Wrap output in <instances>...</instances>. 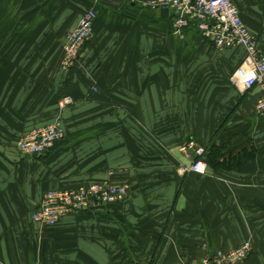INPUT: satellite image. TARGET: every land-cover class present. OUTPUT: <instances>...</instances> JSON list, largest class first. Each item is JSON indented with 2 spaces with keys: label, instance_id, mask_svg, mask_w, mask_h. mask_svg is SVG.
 <instances>
[{
  "label": "crops",
  "instance_id": "1",
  "mask_svg": "<svg viewBox=\"0 0 264 264\" xmlns=\"http://www.w3.org/2000/svg\"><path fill=\"white\" fill-rule=\"evenodd\" d=\"M233 2L264 52V0ZM90 8L93 37L62 70L64 36ZM172 18L128 0H0V264H192L244 240L245 264H264L260 89L242 94L230 81L241 47L179 34ZM56 121L65 134L51 150L17 149L21 135ZM190 138L249 158L240 170L183 172ZM92 182L128 195L54 226L31 221L44 192Z\"/></svg>",
  "mask_w": 264,
  "mask_h": 264
},
{
  "label": "built area",
  "instance_id": "2",
  "mask_svg": "<svg viewBox=\"0 0 264 264\" xmlns=\"http://www.w3.org/2000/svg\"><path fill=\"white\" fill-rule=\"evenodd\" d=\"M140 6L167 10L173 14V24L179 34L187 28L196 30L202 38L219 50L241 47L244 56L240 64L230 75V81L240 91L260 89L255 110L264 113V52L257 47L254 36L245 25L238 7L233 0H128ZM97 18L95 9L84 11L74 28L68 30L62 43L60 67L72 68L82 47L93 37ZM66 97L60 105L70 102ZM64 129L59 122H52L24 133L17 140V149L25 156H33L49 151L63 138ZM181 151L191 153L189 168L191 172L205 174L208 170L204 146L194 138L181 146ZM128 194L125 185L109 182H92L75 189L49 190L42 196L39 205L30 213L34 223L54 226L65 215L89 209L95 205L111 204L123 201ZM251 244L245 243L227 251H215L203 256L192 264H240L251 253ZM176 264H188L178 262Z\"/></svg>",
  "mask_w": 264,
  "mask_h": 264
},
{
  "label": "trees",
  "instance_id": "3",
  "mask_svg": "<svg viewBox=\"0 0 264 264\" xmlns=\"http://www.w3.org/2000/svg\"><path fill=\"white\" fill-rule=\"evenodd\" d=\"M185 30H193L194 32L196 31V30H194L192 28H187ZM195 33H197V31ZM197 34H199V33H197ZM88 43L89 42H87L82 47L81 52L88 45ZM225 148H226V146H218V145H215V144L204 146L205 153L203 155V158L206 160L207 165L209 166V168L211 167V168H213L215 170H218V169L240 170L243 167V165L245 164V161H247V159L249 158V153L246 150H242L237 155L225 156L226 155L225 154ZM46 152H48V151H46ZM46 152H44L42 154H38V155H33V156H30V157H41Z\"/></svg>",
  "mask_w": 264,
  "mask_h": 264
},
{
  "label": "rangeland",
  "instance_id": "4",
  "mask_svg": "<svg viewBox=\"0 0 264 264\" xmlns=\"http://www.w3.org/2000/svg\"><path fill=\"white\" fill-rule=\"evenodd\" d=\"M184 32V31H183ZM196 32V31H195ZM198 33V32H197ZM63 43V42H62ZM62 45V44H61ZM58 44H56V51L58 50ZM215 47V46H214ZM216 48V47H215ZM77 63V62H76ZM74 67V66H73ZM72 67V68H73ZM61 68V67H60ZM72 68H70V69H67V70H71ZM62 69V68H61ZM66 71V70H65ZM257 88V87H256ZM253 89H255V88H253ZM252 89V90H253ZM251 91V90H250ZM248 91H244V92H241L242 94H246ZM64 98H66V97H64ZM63 98V99H64ZM68 98H70V97H68ZM63 99H61L60 100V102L63 100ZM70 100H71V98H70ZM60 102H59V107L60 108H62V107H64V106H67V105H69L70 103H71V101L70 102H67V103H65L63 106H61L60 105ZM60 123V122H59ZM61 124V123H60ZM61 126L63 127V129H64V126L61 124ZM38 128V127H37ZM30 131V130H29ZM28 131V132H29ZM64 134H65V129H64ZM64 134H63V137H64ZM191 139V138H190ZM61 140V139H60ZM59 140V141H60ZM188 140V139H187ZM187 140H185V141H187ZM185 141L181 144V146L185 143ZM181 146H180V151H181ZM182 152V151H181ZM184 153V152H183ZM185 154V156L189 159V161H191V158H190V156H191V153L190 152H188V153H184ZM183 168H189V166L188 167H182L181 168V171H183V172H188V173H193V174H197V175H200V176H204V175H206L207 173H208V170H209V166H208V170H207V172L205 173V174H198V173H194V172H191L190 170H186V169H184L183 170ZM49 191V190H48ZM47 192V191H46ZM45 193V192H44ZM128 195V194H127ZM120 202H122V201H120ZM120 202H117V203H120ZM112 204V203H111ZM35 224H38V225H40V226H44V227H49V226H45V225H41V224H39V223H35ZM250 243L251 244V242H250V240H244L243 242H241L240 244H238L236 247H240L241 245H244L245 243ZM236 247H234V248H236ZM251 248H252V245H251ZM252 251V250H251ZM250 255V254H249ZM248 258V257H247ZM247 258L242 262V263H240V264H245V262H246V260H247Z\"/></svg>",
  "mask_w": 264,
  "mask_h": 264
},
{
  "label": "water",
  "instance_id": "5",
  "mask_svg": "<svg viewBox=\"0 0 264 264\" xmlns=\"http://www.w3.org/2000/svg\"><path fill=\"white\" fill-rule=\"evenodd\" d=\"M108 1V0H107Z\"/></svg>",
  "mask_w": 264,
  "mask_h": 264
}]
</instances>
